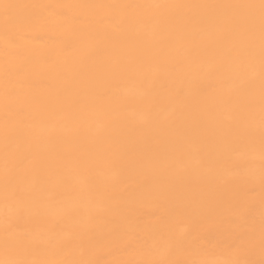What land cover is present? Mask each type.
Listing matches in <instances>:
<instances>
[{
    "label": "bare ground",
    "instance_id": "6f19581e",
    "mask_svg": "<svg viewBox=\"0 0 264 264\" xmlns=\"http://www.w3.org/2000/svg\"><path fill=\"white\" fill-rule=\"evenodd\" d=\"M259 5L0 0V261L264 264Z\"/></svg>",
    "mask_w": 264,
    "mask_h": 264
},
{
    "label": "snow or ice",
    "instance_id": "6c2138e0",
    "mask_svg": "<svg viewBox=\"0 0 264 264\" xmlns=\"http://www.w3.org/2000/svg\"><path fill=\"white\" fill-rule=\"evenodd\" d=\"M4 7L7 8L9 6L5 5ZM259 7L261 9L262 17V34H264V0H260ZM262 79H264V64H262ZM0 264H43V262L29 260H5L0 261ZM48 264H85V262H48ZM234 264H239V262H234Z\"/></svg>",
    "mask_w": 264,
    "mask_h": 264
}]
</instances>
